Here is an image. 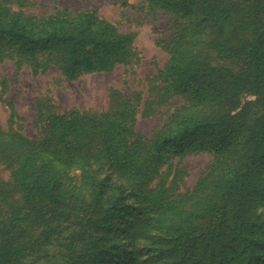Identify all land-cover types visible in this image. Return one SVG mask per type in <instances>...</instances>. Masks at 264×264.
<instances>
[{
	"label": "trees",
	"instance_id": "obj_1",
	"mask_svg": "<svg viewBox=\"0 0 264 264\" xmlns=\"http://www.w3.org/2000/svg\"><path fill=\"white\" fill-rule=\"evenodd\" d=\"M143 1L183 18L162 79L186 105L150 139L133 130L128 106L90 115L51 108L40 139L0 128L8 171L0 175V264H107L116 250L128 264H251L264 254V0ZM239 8L247 19L238 23ZM240 32L249 37L234 38ZM133 37L94 11L36 19L0 4V60L17 54L40 65L44 55L69 79L126 63ZM215 49L221 65L212 63ZM238 57L255 94L243 116L230 67ZM201 152L213 162L192 190L152 185L172 158ZM98 165L117 170L134 205L105 193ZM78 170L92 178L87 195L62 179ZM133 210L141 216L122 243L117 232Z\"/></svg>",
	"mask_w": 264,
	"mask_h": 264
},
{
	"label": "rangeland",
	"instance_id": "obj_2",
	"mask_svg": "<svg viewBox=\"0 0 264 264\" xmlns=\"http://www.w3.org/2000/svg\"><path fill=\"white\" fill-rule=\"evenodd\" d=\"M247 3L243 1L241 6ZM0 4L36 19L57 13L72 17L80 11H94L100 18L112 23L119 32L134 34L126 63H118L108 71L83 72L75 79H69L54 61H46L44 55L38 57L43 63L40 65L17 54L4 56L0 60L1 129L18 131L30 138L40 139L43 136L42 118L51 108L90 115L112 113L128 106L133 110L130 119L133 130L141 138L150 139L170 122L177 107L186 105V99L165 91L162 79L163 69L174 44L173 38L183 20L174 13L148 6L143 0H0ZM240 8L233 15L234 22L247 19L246 13ZM240 37L248 38L249 35L240 32L234 36L237 39ZM200 51L206 52L208 47L204 46ZM212 52V63L223 64L219 50ZM234 60L230 67L233 68V74H237L236 80H239L238 95L242 98L241 105H244L239 115L243 116L249 112L245 103L254 99L255 94L244 88V83L249 81V73H241L243 62L240 57ZM241 109L239 107L231 113ZM212 162L213 157L207 152L174 157L161 168L160 177L152 185L161 179L170 193L188 192L208 172ZM95 168L97 179L105 185L107 195L121 196L131 205L135 204L130 188L121 187L124 180L116 169L108 165ZM0 175L4 178L8 176V171L2 166ZM62 179L69 191L80 195H87L89 190L86 189L92 182L90 173L81 170L67 172ZM137 211L125 214L121 229L117 232L122 243L133 231L136 219L141 216L137 218ZM257 212L260 211L257 209ZM261 214V218L264 217V212ZM128 261L124 251L116 250L110 254L107 264H128ZM251 261V264H264V254L261 253ZM24 262L38 264L33 257L25 258Z\"/></svg>",
	"mask_w": 264,
	"mask_h": 264
}]
</instances>
